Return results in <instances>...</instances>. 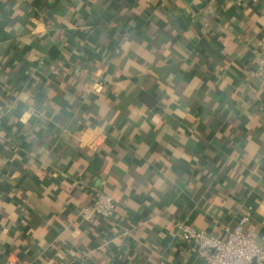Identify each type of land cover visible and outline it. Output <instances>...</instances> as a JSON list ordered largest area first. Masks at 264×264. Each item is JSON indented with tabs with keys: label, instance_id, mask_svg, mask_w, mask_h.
Instances as JSON below:
<instances>
[{
	"label": "crops",
	"instance_id": "obj_1",
	"mask_svg": "<svg viewBox=\"0 0 264 264\" xmlns=\"http://www.w3.org/2000/svg\"><path fill=\"white\" fill-rule=\"evenodd\" d=\"M261 58L264 0H0V264H205L176 222L248 211L264 246Z\"/></svg>",
	"mask_w": 264,
	"mask_h": 264
},
{
	"label": "built area",
	"instance_id": "obj_2",
	"mask_svg": "<svg viewBox=\"0 0 264 264\" xmlns=\"http://www.w3.org/2000/svg\"><path fill=\"white\" fill-rule=\"evenodd\" d=\"M261 71L264 75V58L260 59ZM2 137L0 115V139ZM116 201L104 192H99L93 202L84 207L80 216L94 222L98 218L110 219L116 211ZM251 212L248 211L234 227L226 228V236L219 237L205 230L179 220L176 227L184 240L194 245V250L205 264H264V246L260 245L255 237L247 231V223ZM15 264V260H10Z\"/></svg>",
	"mask_w": 264,
	"mask_h": 264
}]
</instances>
